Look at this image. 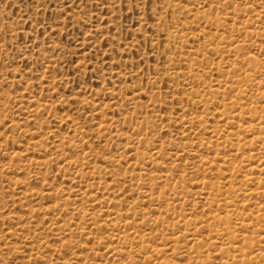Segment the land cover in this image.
Returning <instances> with one entry per match:
<instances>
[{
    "label": "rangeland",
    "instance_id": "374dc122",
    "mask_svg": "<svg viewBox=\"0 0 264 264\" xmlns=\"http://www.w3.org/2000/svg\"><path fill=\"white\" fill-rule=\"evenodd\" d=\"M0 264H264V0H0Z\"/></svg>",
    "mask_w": 264,
    "mask_h": 264
}]
</instances>
